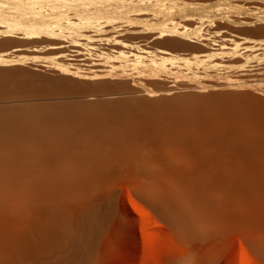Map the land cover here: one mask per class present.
<instances>
[{
  "label": "rangeland",
  "instance_id": "rangeland-1",
  "mask_svg": "<svg viewBox=\"0 0 264 264\" xmlns=\"http://www.w3.org/2000/svg\"><path fill=\"white\" fill-rule=\"evenodd\" d=\"M58 1L61 3H57ZM72 1L0 0V25L14 28V24L19 22L38 26L60 24L64 32H67V23L73 18L71 13L80 11V8L89 9L88 4H74ZM124 1L126 6L132 7L138 0ZM161 1L169 4L170 14L177 19L179 27L191 32L193 37L190 42L197 49L165 51V48L155 44L157 39L134 41L128 29L131 26L128 19H121L117 13L129 7H124L123 4L120 7L122 0H116L113 5H117H112L115 9L109 7L110 11L105 7L107 10H102V13H111H105L106 16L101 14L103 17L99 18L100 21H107L108 17L109 23L106 27H101L103 34L99 32L98 35H108L109 41H104L106 44L100 42L95 53L116 62V57L121 52L126 53L129 62L134 61L136 64L133 77L137 80L124 88L113 87L115 90L111 92H93V77L94 74L97 76L98 69L88 66V59L82 57H77L76 61L74 59L75 62L69 60L73 55L79 54L76 52L77 48L70 43H62L55 48L41 34L25 35L14 30L0 34V110L43 106L63 114L69 105L95 100H116L123 102L120 106L125 108V113L118 114V117L136 127V132L149 129L148 132L153 130L152 133H157L162 127L169 131L174 130L172 128L175 126L177 131L175 130L174 139L182 129L190 136L188 139V135L183 136L186 138L184 139L180 137V133L178 139L180 137L188 141L185 142L186 145H181L172 138H165V134L169 135L172 131L162 128L166 133L162 134L164 141L160 149L108 153L109 155L105 153L92 155L93 157L89 155L90 158L84 155L86 163L81 166L78 163L70 166V162L64 164L63 167L72 170L69 171L72 178L77 179L76 183L71 181L68 184H79L78 187H67V191L72 190L68 191L67 198L40 203L22 197L0 196V264H264V142L260 141L262 144L249 149L217 148L215 144L209 146L213 144L214 137L207 130L206 122L210 119L212 122L221 121L224 117L222 124L235 122L237 118L241 122L243 120H239V116L242 119L241 114L251 112L250 108L248 112L244 110L253 105L251 103L254 101L251 102V99L261 98L258 94L264 95L261 92L264 91V0H157L154 3ZM67 2L71 4L66 6L74 5L75 9L57 8ZM201 10L204 11L205 19L199 22L197 16ZM112 14L114 18L111 17ZM141 19L140 23L144 28H154L162 21L149 16ZM105 29L109 31L107 35L104 34ZM102 35L103 41L105 37ZM22 38L26 40H20ZM9 39H14L15 42L11 45L4 44ZM112 44L119 46L114 47ZM223 45L229 47L224 48ZM53 51L59 52L62 57H53ZM187 59L209 67L210 75L198 80H172V76L153 83L139 80L140 75H145L144 71L147 70L157 75L188 73L190 67L186 65ZM152 60L164 64L155 70L146 65L152 63ZM168 61L171 64L166 65L165 62ZM235 64L241 66L236 68ZM80 65L83 69L81 81L57 80L59 74L54 71V66H64L73 78L76 73L74 71ZM40 68L45 69V72L42 73L43 69ZM218 75L244 78L234 84L206 82L209 77ZM233 87L254 88L256 93L253 90L252 96L250 90H246V93L240 88V94H245L241 97L236 92L237 88L234 97V89H229ZM204 94L206 96L203 98ZM220 95L225 98H220ZM178 102L182 104L179 105ZM154 104L161 105L159 108L163 111L166 109L163 105L168 104L170 107L167 106L168 111L165 110L167 115L164 112L162 117L161 112L160 116L158 107V112L154 113L153 110L156 109L151 108ZM199 104L205 106L204 110ZM118 110L119 108L116 112ZM255 113L253 126L260 128L264 125V105L261 104ZM153 114H158L159 117L155 116L153 120ZM250 114H246V117L251 116ZM166 117L168 118L165 119ZM148 120L154 124L147 125ZM169 120L171 126L174 125L170 129ZM245 121L252 123L249 118L244 120V124ZM185 122L190 125L186 126ZM240 122L236 121L237 124ZM181 124L182 127H179ZM188 126H194V129ZM186 127L189 132L193 129V133H188ZM208 131L213 139L207 136ZM194 133L200 137V146L197 144L198 137L191 136ZM205 134L208 139L204 137ZM167 139L174 144L166 147ZM193 141L195 144L192 145ZM63 153L56 156H65V159L71 160L74 158L71 152ZM34 157L41 159L38 155ZM20 164L16 168L21 173L26 174L24 167L31 169L28 164L23 167L22 162L21 170ZM66 168L61 169L59 174L69 175H65L69 170ZM6 169L7 166L0 164V183L5 182L1 178L6 174ZM0 192L4 194V189L1 188ZM94 204H97V208H94L99 218L93 212L95 209L92 211ZM89 208H92L93 213L90 219L85 216L90 215Z\"/></svg>",
  "mask_w": 264,
  "mask_h": 264
},
{
  "label": "bare ground",
  "instance_id": "bare-ground-1",
  "mask_svg": "<svg viewBox=\"0 0 264 264\" xmlns=\"http://www.w3.org/2000/svg\"><path fill=\"white\" fill-rule=\"evenodd\" d=\"M67 1H69V0H67ZM119 1H121V0H119ZM123 1L124 0H122V3L120 2L119 5L123 4V6L125 7L126 4L124 3L125 1L124 2ZM138 1H140V0H138ZM138 1H136L137 3L134 2L136 5L134 4V6H132V7H129L127 5L129 7V9L125 8L126 10L121 9L117 12L118 16L121 19L122 18H126L125 20L128 19L127 21H129L128 23L131 25L128 29L130 30V33H132L134 41H136V42H139V41L142 42L143 41L144 42V41H147L149 39H155V40L157 39L155 44L165 48L166 49L165 51H168L167 49H170V50L180 49V50H184V51H191L193 49H197V47L190 42L191 37H193L191 32H189V30L186 28H180L179 24L177 22V19L174 17V15L170 14L171 10L169 11V9H168L170 7V6L168 7V5H169L168 3H166L165 1H164V3H163V1L154 3L157 0L156 1L152 0V2H150L151 0L150 1L149 0H141V2H138ZM158 1H160V0H158ZM31 2H32V0H31ZM59 2L61 3V1H58L57 3H59ZM72 2L74 4H78V3L88 4L89 9L83 10L82 8H80V11H74L71 13L73 18L67 23V27L65 28L67 30V32H64V29H62L63 27H60L61 26L60 24H57L55 26H49V25H47L48 24L47 23L45 25L38 26V25H31V24L29 25L26 23L19 24L20 23L19 22L16 24L13 23L14 28H12V27L7 28V25L5 26L4 24L0 25V34L1 33L6 34L10 30H11V32H12V30H14V31H18L20 33H23L25 35L26 34H33V33L34 34H36V33L41 34L43 36H46V37H44L45 38L44 40L49 41L51 44L54 45L55 48H57L58 45H60L62 43H70L72 46L77 48L76 52H78L79 54L73 55V57H70L69 60L74 61V59H75V61H76L78 59L77 57H79V58L82 57V59L83 58H85V60L88 59V61H87L88 66L90 65V66H93L94 68L98 69V72L96 73L97 76L94 74L95 77H93V80H95V82L93 81L94 86H93V83H91L92 79L90 81V83L93 86V89L95 90V91L93 90V92H103V93L111 92V91H114L115 88H124V87L128 86L129 84H131L133 81L137 80V79H135V77H133V70H135L136 64L134 63V61H132L133 63L129 62L130 60L127 59L128 56L125 55L126 53L124 54L121 52V54H119L116 57V59L118 58L117 62L113 61L112 58L107 59L104 56L102 57V55L100 53H99L100 55L95 53L96 46H98L100 44V42H104V41L108 42L109 41V40L107 41V39H108L107 34L109 33V31H107L106 29L104 30V32H106L104 34H106L107 37L105 35H102L103 33L101 32V30H102L101 27L102 28L106 27L108 25L107 23H109L108 17H107V21H104V22L100 21V19L103 17V16L101 17V14L104 15L106 13V12L102 13V10H104L103 8H105V7L107 9H109V7H112L113 2H116V0L115 1L114 0H80V2L73 0ZM67 4H71V2H69V3L67 2V3H65V5L59 4L60 6L57 8H64L66 10L71 9V8L73 10L75 9V7H73L74 5H71L72 7H70V6H66ZM116 5H113V6L115 7ZM131 5L132 4H130V6ZM120 7H121V5H120ZM106 8H105V10H107ZM113 9H115V8H113ZM109 10L111 11V9H109ZM117 10H118V8H117ZM202 10L200 13L198 12L199 16H197V18H198L199 22H202L201 20L205 19L204 18L205 17L204 11H202ZM60 11H63L65 13L64 10H60ZM110 11L109 12L107 11L108 13H106V14L111 13ZM113 12L115 14V11H112V13ZM106 14H105V16H106ZM146 16L154 17V18H157L158 20H162V21L159 24H156V26L154 28H151V27L150 28H144L145 26L141 25L142 23H140V22L142 20L141 18H144ZM111 17L114 18V15L112 14ZM119 17H117V18H119ZM11 23H10V25H11ZM8 26H9V24H8ZM110 27L113 28L112 25H110ZM113 30H114V28H113ZM99 32H101L102 34L98 35ZM110 34H112V33H110ZM101 35H102V37H105L106 40L102 38L103 39V41H102ZM111 38L112 37L110 35V39ZM20 40L24 41L26 39L22 38ZM14 42H15L14 39H9V40L5 41L4 44L11 45ZM105 46H109V45H105ZM116 46H119V45L116 44ZM116 46H114V47H116ZM126 47H128V46H126ZM223 47L227 48L229 46L223 45ZM97 49H99V48H97ZM101 49H103V48H101ZM113 50H114V48H113ZM121 51H124V50L121 49ZM58 53L59 52L53 51L51 54L53 55V57H55V56H57L58 58L62 57V55H60ZM101 53H102V51H101ZM111 54H113V53H111ZM129 56H131V55H129ZM201 57H204V55H201ZM202 61H205V60H202ZM64 62H66V61H64ZM186 62H187L186 65L190 67L189 68L190 71L188 73L179 74V73L173 72V74L167 73V74L157 75V74H153V73H151V71L147 70V71H144V72H146L145 75L144 74L140 75L139 80L140 81L142 80V81H145L148 83L149 82L153 83L154 81L157 82L159 80H164V79H167L166 77L170 78L171 76L174 78L172 80H179L182 78L198 80V79H201L203 77H207V75H210L209 67H207V66L204 67V64H201V63L197 64L196 62L191 61L190 59H187ZM73 63H71V64H73ZM162 64H164V63L157 61V60H152V63L150 62V63H147L146 65L148 67H152L153 69L156 70V69L161 68ZM165 64L167 65V64H171V63L168 61V63L165 62ZM240 66H241L240 64L234 65V67H236V68H239ZM54 67H52V68H54V71L57 74H59V77L58 78L56 77L57 80H67V79L72 80L73 79L75 81H79L80 76L83 75L82 74L83 72L81 71V70H83L81 65H80V67H78L76 69L77 71H74L76 73H75V77H73V78H71V76H69L70 74L68 73V70L64 66H54ZM40 69H43V68H40ZM46 69H48V68H46ZM44 70L45 69L42 70V73L45 72ZM51 73H54V72H51ZM56 73H54V74H56ZM46 74H47V72H46ZM49 78L51 80V77H49ZM169 78H168V80H169ZM243 78L244 77H240V76L236 77V76H232V75H225V76L218 75V76H214V77H209V79L206 82L211 83V84H222V83L234 84V82H239ZM44 80H46V79H44ZM47 80H49V79H47ZM118 84H121V86L119 87ZM113 87H115V88L113 89ZM237 88H238V90H236V92L238 91L237 93H239V94H240L241 90L244 89L243 91L250 90L251 92L250 91L249 92L252 94V96L254 95V91H255L254 88H252V89H247L244 87L229 88V89H234V95H233L234 97L236 95L235 89H237ZM240 88H241V90L239 92ZM217 89H221V88H217ZM223 92H220V93L222 94ZM261 92L264 93V91H261ZM246 93H247V91H246ZM255 93H256V91H255ZM243 94H244L243 92L240 94L241 97H243L245 95V94L244 95ZM240 95L239 96L237 95V96L240 97ZM258 95H260L262 97L261 98L257 97L254 100L251 99V102L254 101V103H251L253 105H249L247 107L248 109L247 108L244 109L248 112L249 108H250L251 112H248V113L245 112L244 114H241L242 119H240V116H239V120H243V121L240 122V121H238V118H237L236 121L240 122L241 125L239 123H238L239 124L238 125L236 123V121L235 122L230 121L229 123L222 124L221 121L224 120L225 117H224V119H221V121L218 120V121H220V123H218V121L212 122L211 119H210V121H206L207 122V130H209L213 134V137H214V139L210 138L212 136L210 135L211 133L208 131L207 134H209V135H207V136H209V139H213V144L209 145V146H213L215 144V146H217V148L239 147L242 149H249V148L256 147L257 145H259V143L262 144L261 142H264V125L261 126L260 128L253 126V121L256 118V115H255V118L253 117V115L256 114L255 112L260 108L261 104L264 105V101H263L264 95H261V94H258ZM204 96H206V94L203 95V98H204ZM230 96L233 97L232 95H230ZM192 97H194V96H192ZM207 97H206V99H207ZM222 97L223 96H221L220 98H222ZM198 98L199 97H197V99ZM215 98H216V100L219 99V97L218 98L215 97ZM224 98L225 97H223V99ZM231 99H233V98H231ZM260 99H262V100H260ZM216 100H215V102H217ZM225 100H227V99H225ZM255 100L257 101V103H255ZM258 101L260 103H258ZM121 103H123V102L116 101V100L89 101V102L79 103V104H75V105H69L68 107H66L67 110L63 111V114H58V112L55 109L49 110L48 108H45L43 106L18 108V109H14V110H7V109L0 110V164H3L4 166H7V168H8L5 170V171H7L5 174L6 177H4L5 175H3V178H1L5 182L0 183V189L1 188L4 189V194H1V192H0V196L6 197V198L7 197H10V198H13V197H16V198L20 197L21 198L22 197L24 199L27 198V199H30L32 201H39V202L40 201H51V200L56 199V198H67L69 196L68 191L69 190L72 191L71 189H69L67 191L69 186L70 187L71 186L72 187H78L79 186L78 183L77 184H74V183L68 184V182L75 181V183H76V181H77L76 178H72V176L69 174V171H72V170H70V168H68L69 169L68 170L66 167H63L66 164H69L68 162H70V166H72V164H76V163L80 164V166H81V164L86 163L85 162L86 157H83L84 155L87 157L89 155H91L90 157H93L92 155H95V156L104 155L105 153L106 154H108V153H112V154L113 153L114 154L115 153H126V152L131 153V152H136L138 150H151V149H157V148L160 149V147L163 146L164 137L165 138L168 137L169 139L172 138V140L174 139V133L177 130L175 129L174 125H173L174 127L171 126L172 125V123L170 122L171 120H169V122H168V125L170 123L169 126L167 125V122H166V125L169 127V129H170V126H171V128L173 127L172 129H174V130L170 129L172 132L169 130L171 132V133H169V135H167L168 133H166V131H168V130L165 127H162V128L163 129L165 128L164 130H166V131H162V128H160L163 133L161 131H158L157 133H152L153 130L150 133V132H148L149 129H148V131L144 130L143 132H139V131L136 132V130H137V129H135L136 127H133V125H129L128 122H126L123 119H120L118 117L119 116L118 114H120V113L124 114L125 113L124 106H123V109L121 108L122 106H120ZM170 103H174V102H170ZM204 103H205V101H204ZM223 103H225V102H223ZM231 103H234V102H231ZM168 104L163 105L164 106L163 108H166V109H164V111H163V109L161 110L159 108V107H161V105L157 106V104L156 105L154 104L156 106V108L153 105L151 106V108L153 107L154 109H156V110H153V112L154 111L158 112V110H160L159 111L160 113L158 112V114L160 115L162 112L161 115L163 117L164 115H167V113H168V112L166 113V111H168V108H167V106H169ZM178 104L181 105L180 102H178ZM213 104L214 103H212V105ZM258 104H259V107H258ZM126 105H127V103H126ZM175 105H177V104H175ZM199 105L203 106L202 104H199ZM215 105H216V103H215ZM201 106H199V107H201ZM81 107H82V109H79ZM173 107L174 106H172V108ZM178 107H180V106H178ZM204 107L205 106H203V110H204ZM227 107H225V109H227ZM251 107H253V109ZM118 108L120 111L118 110V112H116ZM126 108H128V106ZM219 108L223 109L220 106H219ZM254 108H256L257 110H255ZM185 110H186V107H185ZM210 111H212V110H210ZM164 112H165V114L163 115ZM176 112H179V111H176ZM217 112H220V111H217ZM196 113H197V111H196ZM250 113H252V115ZM184 114H185V112H184ZM216 114L217 113H215V116H216ZM246 114L251 115V116L247 115V117L249 118V120L251 119L252 123H247L246 121H245V124L243 123L244 120H246V119L248 120V118L246 117ZM157 115L153 114L152 118L153 117L155 118V116L159 117ZM179 115H180V113H179ZM263 115H264V113H263ZM193 116H194V114H193ZM243 116L246 118H244ZM176 117H177V115H176ZM211 117H212V115H211ZM219 117H221V116H219ZM219 117H218V119H220ZM250 117H252L253 119ZM152 118H151V121H152ZM154 118H153V120H155ZM167 118L168 117H166L165 119H167ZM194 119H195V117H194ZM215 119L216 118H214V120ZM182 120L184 121L185 119H182ZM187 120H188V118L186 119V122H187ZM122 121H124V122H122ZM148 121H149V124L147 123V125L150 126V124H154V123H151L150 120H148ZM148 121H146V122H148ZM163 121H168V120L163 119ZM196 121H198V120H196ZM196 121H195V124H196ZM186 122H185V124H186ZM192 122L193 121L191 120V123ZM178 123H180V121L177 122V124ZM181 123H182V121H181ZM182 125L183 124H181L179 127H182ZM187 125H190V124L188 123V124H186V126ZM176 126H178V125H176ZM199 126L200 125H198V128H199ZM192 127L194 129V126H190L189 128H192ZM203 127H204V125H203ZM262 127H263V129H261ZM205 128H206V126H205ZM193 129H191V131H190L191 134L193 133L192 132ZM199 129L201 130V128H199ZM182 130H179V132L182 135L180 133H178L179 135H177V136L181 135L180 136L181 138L183 136L187 137L188 134H187V132H185L186 130L184 132ZM187 130H188V128H187ZM145 131H147V132H145ZM190 132L188 130V133H190ZM183 133L184 134L186 133V135H183ZM195 133H194V135H191V136H196ZM199 133H201V132H199ZM204 133H206V132H204ZM162 134H165V136ZM171 134H173L172 137L170 136ZM177 136L175 138L177 140L174 139L175 143H178V144L181 143V145H184L185 142H188V141L184 140V139H186L185 137H183L184 138L183 139L184 141H183L180 137L178 139ZM189 137L190 136L188 135L187 139ZM196 137H198V138H196L197 140L200 138L199 136H196ZM204 137L206 139H208L206 137V134L204 135ZM191 139H193V138H191ZM196 139H194L195 142H197ZM167 141L170 142L171 140L167 139L165 146L166 147H167V145L172 146L173 141H171L170 143ZM204 141H205V145H206V140H204ZM189 142H191V140ZM193 142H192V145L195 144V142L194 143ZM186 144L187 143H185V145ZM197 144H198V146H200V141L197 142ZM61 152H64L66 154H68V152L70 154V152H71V154H73L74 158L71 157L72 160L70 158L65 159L64 158L65 156H64L63 157L64 160H62L63 158L56 156V155H62V154H58ZM36 155L41 157V159H38V157L33 158V156H36ZM90 157H88V158H90ZM25 159H29V160H25ZM20 160H21V162H19ZM68 160H70V161H68ZM24 161H25V163H24ZM98 161H100V159ZM22 162L24 165L22 164ZM27 162H29V163H27ZM17 164H20V166L23 165V167L27 165L31 169L24 167V171L26 172V174L21 173L17 169L18 168ZM120 164H121V162H120ZM255 164L257 165V163H255ZM16 166H17V168H16ZM77 166L78 165H76V167ZM259 166L261 167V164L257 166L258 169H259ZM23 167L21 166V170L23 169ZM64 168H66V170H68L65 175L69 174L71 177L69 175L62 176L61 174H59L61 172V169L64 170ZM9 169H10V172H8ZM66 170L64 172H66ZM8 173H11V175H8ZM34 204H36V203H34ZM94 205L92 206L93 209L91 208L92 211L95 208H97V206H96L97 204L95 206ZM98 205H100V204H98ZM91 209L89 208L90 215L89 214L85 215L86 217H89L88 219H90V216L92 217V215H93ZM95 211H96V209L93 212L95 213ZM95 215H98V214L95 213ZM97 218H99V215ZM83 222H84V220H83ZM90 224H93V223H90ZM81 241L84 242L83 239ZM87 246H88V244H87ZM84 249H85V246H84Z\"/></svg>",
  "mask_w": 264,
  "mask_h": 264
}]
</instances>
